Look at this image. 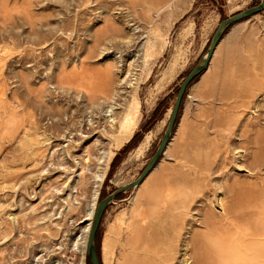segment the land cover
Listing matches in <instances>:
<instances>
[{"label":"rangeland","instance_id":"374dc122","mask_svg":"<svg viewBox=\"0 0 264 264\" xmlns=\"http://www.w3.org/2000/svg\"><path fill=\"white\" fill-rule=\"evenodd\" d=\"M259 2L0 0V264H90L87 213L139 177L220 21ZM95 246L100 264H264V10L226 29Z\"/></svg>","mask_w":264,"mask_h":264},{"label":"water","instance_id":"95a60500","mask_svg":"<svg viewBox=\"0 0 264 264\" xmlns=\"http://www.w3.org/2000/svg\"><path fill=\"white\" fill-rule=\"evenodd\" d=\"M264 10V0H260V2L254 6H251L245 10H242L240 12H237L224 20L220 21L217 28L215 29L210 44L206 50V53L203 57H201L198 62L192 67V69L188 72L186 77L182 80V82L179 85L178 92L176 94L173 107L171 109L170 118L168 120L167 126L165 128V131L163 133V136L160 140V143L158 147L156 148L153 155L150 157L148 163L140 173L139 177L135 179L134 181L123 185L111 193H109L107 196H105L103 199H101L93 212V216L91 219L89 231L87 234V240L85 245V254L86 258L89 261L90 264H100L97 249L95 246V237L98 230V227L100 225L102 216L107 208V206L113 201V199L118 196L120 193L134 188L135 186L139 185L142 180L146 177V175L153 169V167L157 164L159 159L161 158L170 138L171 134L173 132V128L175 125V121L177 118L178 110L181 104V100L183 97V94L187 88V86L198 76L200 75L208 66L211 57L214 54V51L222 38L224 32L226 29L233 23L243 20L245 18H248L254 14H257L259 12H262Z\"/></svg>","mask_w":264,"mask_h":264},{"label":"bare ground","instance_id":"6f19581e","mask_svg":"<svg viewBox=\"0 0 264 264\" xmlns=\"http://www.w3.org/2000/svg\"><path fill=\"white\" fill-rule=\"evenodd\" d=\"M132 20H134V23H136L137 24V22H138V19H136V18H133L132 17ZM133 23V24H134ZM140 24V23H139ZM143 24V23H142ZM137 26V25H136ZM136 26H135V28H136ZM144 27V26H143ZM143 27H141V29H144ZM140 31V28L138 29V30H136V32L135 33H137V32H139ZM144 32V31H143ZM134 33V34H135ZM139 35V34H138ZM141 35V34H140ZM139 35V36H140ZM138 36L136 35V36H134V38H132V39H130V40H132V41H135L136 39L135 38H137ZM138 38H140V37H138ZM130 42V41H129ZM136 42V41H135ZM137 44V43H136ZM132 45H134V42L133 43H131V46ZM134 47V46H133ZM129 49V48H128ZM128 53H120V55H119V57L122 59L123 57H124V55H127ZM132 55V54H131ZM118 59V56H114L113 57V61L115 62V64L113 65V64H107V66H106V68H105V70H104V72L101 74L102 75V79H103V81H107V84H108V86H111V84H112V81H113V77H114V75H115V72H114V68H115V70H116V72H118V71H122V69H120L119 68V66L117 65V60ZM135 69V68H134ZM129 70V69H128ZM129 72V71H128ZM127 72V73H128ZM130 72H132V71H130ZM134 72H136V71H134ZM78 72H76V74H77ZM81 73V72H80ZM126 73V72H125ZM135 74L136 73H134L133 75H131L130 74V76H132V78H127V79H125V83H129L130 85H132L133 87L130 89V92H131V94H130V96H129V104H128V107H127V109H126V111L128 110L129 112H130V114H131V119L130 120H125L124 118V121L123 122H121L120 123V132H121V135L122 136H127V134L128 133H130L131 132V129H132V126L134 125V123H135V118H136V114H137V112H138V106H139V100H138V95H139V92H138V90L136 89V85L138 84L137 82L139 81V80H137V77H135ZM77 76H79L78 74H77ZM129 76V75H128ZM133 76H134V78H133ZM76 77V76H75ZM118 77V76H117ZM78 77H76V83H77V85L76 86H78L79 85V80L77 79ZM124 78H125V76H124ZM123 79V78H122ZM131 83H133V84H131ZM118 92V91H117ZM118 105V104H117ZM115 108V107H114ZM106 111H110V113L109 114H107V116L108 117H111V119H109L108 121L110 122V123H112L113 122V120H114V116H113V110H109V109H106L105 110V112ZM58 120H59V118H58ZM107 120V119H106ZM60 122V121H59ZM58 126V125H57ZM121 135H119L118 137H117V139H121L122 138V136ZM90 159L91 158H89V155L88 154H86L85 156H84V162H88V161H90ZM81 169H83V167H81ZM103 177H104V173L102 172L101 174H99L98 175V177H97V179H96V182L99 184V183H101V181H102V179H103ZM93 209H90V211L87 213V217H86V220H87V222H86V224H85V226H84V231H85V234H87L86 232L87 231H89V227H90V223H91V219H92V216H93ZM85 239V238H84ZM138 255V254H137ZM133 258V257H132Z\"/></svg>","mask_w":264,"mask_h":264},{"label":"trees","instance_id":"16d2710c","mask_svg":"<svg viewBox=\"0 0 264 264\" xmlns=\"http://www.w3.org/2000/svg\"><path fill=\"white\" fill-rule=\"evenodd\" d=\"M135 137H136V135H134V136L130 139V141L125 145V149H128V148H129V146L131 145V143L133 142V140H134ZM99 262H100V260H99Z\"/></svg>","mask_w":264,"mask_h":264}]
</instances>
